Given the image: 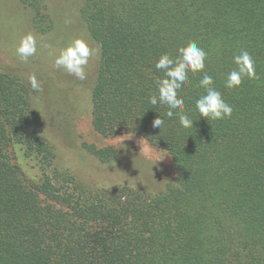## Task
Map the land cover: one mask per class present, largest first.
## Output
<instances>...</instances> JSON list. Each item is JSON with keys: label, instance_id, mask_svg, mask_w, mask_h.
<instances>
[{"label": "trees", "instance_id": "16d2710c", "mask_svg": "<svg viewBox=\"0 0 264 264\" xmlns=\"http://www.w3.org/2000/svg\"><path fill=\"white\" fill-rule=\"evenodd\" d=\"M81 16L100 50L92 126L104 138L132 134L166 151L177 171L159 193L118 184L91 189L69 174H46L55 153L31 136V91L0 72V264H264V0H81ZM49 19L43 0H18ZM43 30V29H42ZM195 41L205 71L233 107L231 118H202L195 101L203 73L178 90L193 128L184 129L156 94L162 54ZM247 50L256 78L224 86L234 54ZM163 126L154 128L158 116ZM39 161L31 180L15 147ZM101 163L115 149L90 147ZM63 175V176H62ZM62 182V183H61Z\"/></svg>", "mask_w": 264, "mask_h": 264}, {"label": "rangeland", "instance_id": "374dc122", "mask_svg": "<svg viewBox=\"0 0 264 264\" xmlns=\"http://www.w3.org/2000/svg\"><path fill=\"white\" fill-rule=\"evenodd\" d=\"M42 6L49 19L38 29L32 9L18 0H0V72L21 76L30 88L34 116L27 133L45 138L55 153L46 174L54 179L59 174H69L93 190L123 183L144 187L151 194L159 193L177 176L169 154L132 134L104 138L92 126L91 94L100 50L82 19V1L43 0ZM27 33L36 36L37 53L22 62L16 55V47L20 37ZM77 37L88 41L95 50L86 68L87 78L83 81L52 65L59 49ZM32 73L40 81L42 92H34L28 83L27 77ZM90 147H111L120 153V157L104 164L93 155ZM14 149L25 176L39 180L43 176L39 161L27 156L22 147Z\"/></svg>", "mask_w": 264, "mask_h": 264}, {"label": "clouds", "instance_id": "9594fccd", "mask_svg": "<svg viewBox=\"0 0 264 264\" xmlns=\"http://www.w3.org/2000/svg\"><path fill=\"white\" fill-rule=\"evenodd\" d=\"M37 53V39L32 33L20 37L16 47V55L22 62H27L29 57ZM95 50L88 41L77 37L66 46L59 49L58 55L52 59V65L57 70H63L68 75L83 81L87 78L86 68ZM207 52L198 46L195 41H189L177 49L175 57L165 53L155 63V69L162 71L163 76L155 81L156 94L149 97V103L156 106L158 103L167 105L168 111L165 115L171 119L174 115L178 117L182 128H193V120L184 111V100L178 96V90L189 80V73H203L199 80V87L204 89L195 101V108L199 115L209 120H222L231 118L233 107L225 101L220 91L214 87L213 77L205 71ZM234 68L227 73L224 86L229 89L240 87L245 78L251 80L256 78L255 61L247 50H241L239 54L232 57ZM34 92H42V85L36 74L27 77ZM164 119L159 115L154 119L152 126L161 128Z\"/></svg>", "mask_w": 264, "mask_h": 264}]
</instances>
